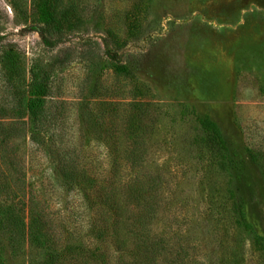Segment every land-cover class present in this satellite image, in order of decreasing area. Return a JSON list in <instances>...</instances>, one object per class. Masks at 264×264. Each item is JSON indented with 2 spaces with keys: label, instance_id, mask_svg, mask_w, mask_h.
I'll return each mask as SVG.
<instances>
[{
  "label": "rangeland",
  "instance_id": "rangeland-1",
  "mask_svg": "<svg viewBox=\"0 0 264 264\" xmlns=\"http://www.w3.org/2000/svg\"><path fill=\"white\" fill-rule=\"evenodd\" d=\"M51 10L67 35L47 47L39 29ZM107 46L130 75L115 73ZM33 74L47 86L52 128L39 142L27 111ZM127 121L143 128L134 139L164 182L158 232L181 236L192 264H264V0H0V123L18 129L0 136V177L7 188L20 179L65 243L96 245L60 159L108 176L126 155ZM231 193L247 231L234 227ZM10 236L0 227V264L44 262L47 248Z\"/></svg>",
  "mask_w": 264,
  "mask_h": 264
},
{
  "label": "trees",
  "instance_id": "trees-1",
  "mask_svg": "<svg viewBox=\"0 0 264 264\" xmlns=\"http://www.w3.org/2000/svg\"><path fill=\"white\" fill-rule=\"evenodd\" d=\"M43 17L40 36L45 46L54 47L64 41L67 34L59 26L56 12L51 10ZM10 49L5 47L4 60L11 59L12 68L16 69ZM106 55L116 74L130 75L128 66L123 64L118 52L107 46ZM31 80L27 111L35 130L31 137L33 141L39 142L40 137L52 129L45 121L47 86L36 74H33ZM124 125L123 134L128 147L126 155L111 160L108 176L99 178L90 174L81 168L77 160L65 155L59 163L64 183L71 190L81 193L92 214L89 229L96 245L87 247L84 244L65 243L40 202L34 197H28L26 188H20V179L12 177L10 183L13 188H7L5 180L0 177V210L4 215L0 217V227L10 233V245L14 246L23 239L36 248H47L48 253L42 264H192L195 261L181 236L175 241L170 235L158 232L164 182L160 174L147 170V144L134 139L138 130L143 128L135 121H127ZM204 128L207 133L204 140H210L211 148L220 153L219 145L222 147V144L219 134L211 126ZM17 132L18 129L14 127L5 130L0 123V136L5 137L2 143L8 138L17 137ZM100 138L107 140L108 133ZM231 194L234 227L247 231L249 226L239 201L235 194ZM6 203H10L9 206L5 207Z\"/></svg>",
  "mask_w": 264,
  "mask_h": 264
}]
</instances>
